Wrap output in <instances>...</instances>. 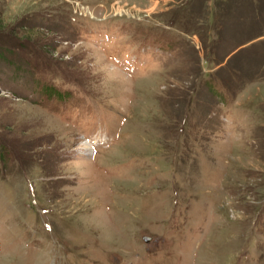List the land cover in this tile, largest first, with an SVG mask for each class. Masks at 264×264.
<instances>
[{
    "label": "rangeland",
    "instance_id": "374dc122",
    "mask_svg": "<svg viewBox=\"0 0 264 264\" xmlns=\"http://www.w3.org/2000/svg\"><path fill=\"white\" fill-rule=\"evenodd\" d=\"M0 264H264V0H0Z\"/></svg>",
    "mask_w": 264,
    "mask_h": 264
},
{
    "label": "bare ground",
    "instance_id": "6f19581e",
    "mask_svg": "<svg viewBox=\"0 0 264 264\" xmlns=\"http://www.w3.org/2000/svg\"><path fill=\"white\" fill-rule=\"evenodd\" d=\"M84 145V144H83ZM84 147H85V149H86V147H90V142L88 143V146L87 145H84Z\"/></svg>",
    "mask_w": 264,
    "mask_h": 264
}]
</instances>
